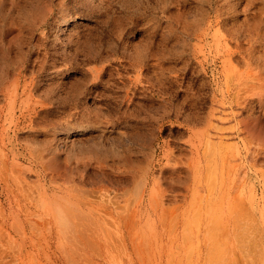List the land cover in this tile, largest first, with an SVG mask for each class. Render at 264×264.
I'll return each instance as SVG.
<instances>
[{
	"label": "rangeland",
	"instance_id": "rangeland-1",
	"mask_svg": "<svg viewBox=\"0 0 264 264\" xmlns=\"http://www.w3.org/2000/svg\"><path fill=\"white\" fill-rule=\"evenodd\" d=\"M31 13L30 43L76 63L48 58L47 106L0 94V264H264V0ZM129 164L140 205L117 189Z\"/></svg>",
	"mask_w": 264,
	"mask_h": 264
},
{
	"label": "bare ground",
	"instance_id": "bare-ground-1",
	"mask_svg": "<svg viewBox=\"0 0 264 264\" xmlns=\"http://www.w3.org/2000/svg\"><path fill=\"white\" fill-rule=\"evenodd\" d=\"M41 1L43 0H0V45H7V51L4 54H0V94H2L5 99L9 100L8 105L11 108L16 107V105L10 101L11 98L16 101L18 95L26 94L27 102L24 103L26 112L52 103V94L54 90L51 85L45 84L46 86L40 89L39 96L34 97L31 93V91L38 90L41 87L39 76L42 73L46 70L52 73L61 70V68L55 64V58L52 59V61H48L49 57L61 54V60L64 62L63 65L65 66L64 69L76 63V55L74 53L66 55L64 53L49 51V48L43 45L41 41L31 44L24 35V31L33 33V31L43 25L42 20H36L34 17L35 13H31L34 7H38ZM13 33L15 34L12 35ZM33 54L35 55L33 56ZM10 73L16 75L13 82L9 79ZM71 87L72 93L69 91L65 93L64 97L58 96L62 102L65 103V100L70 99V97L75 100V93L78 94L80 83L74 81L71 83ZM10 107L9 109H11ZM0 108H2V106H0ZM127 171V177L124 175V181L122 182L121 179L120 186L117 188L122 194L121 196L130 194L132 191L129 185L130 183L134 182V184H138L136 181V176L138 175L134 165L129 164ZM148 175L149 173L146 171L144 178L139 180V191L137 193L138 205L142 203L146 185H148L147 183L150 181H148Z\"/></svg>",
	"mask_w": 264,
	"mask_h": 264
}]
</instances>
